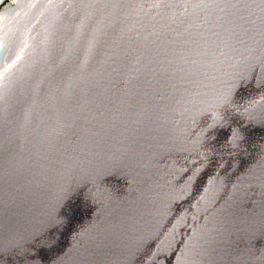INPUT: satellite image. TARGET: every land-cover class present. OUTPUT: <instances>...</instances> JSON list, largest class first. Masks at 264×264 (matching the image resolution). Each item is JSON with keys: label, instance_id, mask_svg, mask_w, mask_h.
Listing matches in <instances>:
<instances>
[{"label": "water", "instance_id": "water-1", "mask_svg": "<svg viewBox=\"0 0 264 264\" xmlns=\"http://www.w3.org/2000/svg\"><path fill=\"white\" fill-rule=\"evenodd\" d=\"M0 264H264V0H0Z\"/></svg>", "mask_w": 264, "mask_h": 264}]
</instances>
